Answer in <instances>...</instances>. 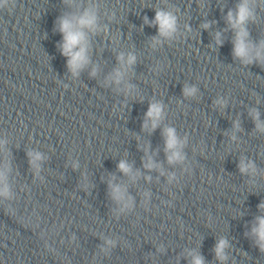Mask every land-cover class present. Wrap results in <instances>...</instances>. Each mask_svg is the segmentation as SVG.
Wrapping results in <instances>:
<instances>
[{
	"label": "clouds",
	"instance_id": "obj_1",
	"mask_svg": "<svg viewBox=\"0 0 264 264\" xmlns=\"http://www.w3.org/2000/svg\"><path fill=\"white\" fill-rule=\"evenodd\" d=\"M255 0H240L236 5L235 11L229 10L225 17L226 23L234 31L235 36L233 40V56L236 59L241 60L245 65L252 63L264 64V40H261L258 44H254L250 39V33L247 28L249 21H255L254 11ZM145 23L157 28L158 35L152 38V46L155 47L162 43L161 38L172 39L175 37L178 31V18L170 11L163 9H157L155 18L149 21L147 17L144 18ZM205 29L210 27L209 23L202 25ZM57 30L62 34V42L58 45L61 54L67 58V67L73 77H78L80 72L84 70L90 63L89 51L90 42L89 34H96L100 31L98 23L97 6L95 4H89L83 8V11L73 14H66L58 19ZM190 30V29H189ZM215 41L217 45L223 43L221 39V33L215 34ZM117 60L120 67L114 69L108 79L114 81L119 85L128 71L136 63V56L129 53L125 56L123 53L119 54ZM96 68H93L90 75H96ZM133 86L127 85V88L131 90ZM197 92L196 87L185 86L183 89V95L185 97L195 96ZM216 103L221 106L224 105L223 100H217ZM258 131L264 132V122L260 120L259 112L253 109L250 112ZM165 117L164 105L158 101H153L149 104L148 110L145 114V119L142 125L143 130L151 133L155 131L161 124ZM235 130H239V122H234ZM162 136L164 138V151L166 154L167 162L169 164H176L183 162L185 155L183 148L186 145L187 139H181L174 127L165 126L162 130ZM233 139L235 137L233 136ZM5 142L0 141V145ZM145 159L143 161V167L148 170H159L161 165L153 160L149 155V148H144ZM30 165L39 172V161L43 159V156L39 152H29ZM241 173H248L249 171L255 172V165L252 162L245 163L242 159L238 165ZM117 168L124 175L128 176L132 181H135L139 175V171H133L132 165L126 160H121ZM10 171L9 166L6 164L3 169H0V197H9L10 188L7 183V172ZM161 174L163 172L161 171ZM114 179V177H113ZM150 179V177H147ZM171 179V177H170ZM111 198L121 205V211L128 209L132 206V197L127 195L126 187L121 184H115L109 182ZM259 209L264 212V202L258 205ZM251 235L255 238V243L261 252H264V215L256 217L255 223L251 228ZM105 243L109 246L114 245V241L106 240ZM228 241L224 238L218 240L215 245L214 252L216 259L221 262L227 260L225 249L228 247ZM191 257L190 264H205V260L202 255L197 251L192 250L188 252Z\"/></svg>",
	"mask_w": 264,
	"mask_h": 264
}]
</instances>
